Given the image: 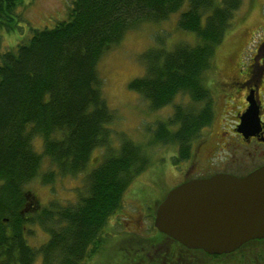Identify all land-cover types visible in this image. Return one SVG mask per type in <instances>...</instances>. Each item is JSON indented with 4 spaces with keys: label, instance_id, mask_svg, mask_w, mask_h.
Returning a JSON list of instances; mask_svg holds the SVG:
<instances>
[{
    "label": "trees",
    "instance_id": "1",
    "mask_svg": "<svg viewBox=\"0 0 264 264\" xmlns=\"http://www.w3.org/2000/svg\"><path fill=\"white\" fill-rule=\"evenodd\" d=\"M242 2L73 0L67 19L35 29L16 49L0 52V264H83L99 252L106 241L104 227L121 208L129 185L150 164L148 152L126 134L116 132L113 140L117 114L102 92L98 69L106 46L119 44L143 22L169 19L187 4L177 26L194 33L195 43L148 48L140 55L145 73L129 82L153 110L173 104L178 96L190 98L187 104L174 103L172 114L153 130L154 143L177 146L175 161L180 163L192 157L193 141L213 122L215 98L204 76ZM20 4L0 0V39L3 31L19 26ZM36 138L41 151L35 148ZM96 149H105L106 155L88 170ZM44 158L54 166L42 174L44 184L88 170L85 185L74 202L53 198L29 212L26 185L39 175ZM28 225H38L47 239L31 244ZM161 236L167 240H150L146 253L137 248L141 254L132 253L136 260L128 264L243 262L264 244V238L255 239L231 253L208 254Z\"/></svg>",
    "mask_w": 264,
    "mask_h": 264
},
{
    "label": "rangeland",
    "instance_id": "2",
    "mask_svg": "<svg viewBox=\"0 0 264 264\" xmlns=\"http://www.w3.org/2000/svg\"><path fill=\"white\" fill-rule=\"evenodd\" d=\"M72 6L73 0H21L16 10L20 15L19 26L13 31L2 32L0 52L16 49V44L27 40L35 29L52 28L57 22L67 19ZM186 8L187 4L167 20L157 23L143 22L136 29L129 30L119 44L107 45L100 59L98 69L103 79L101 89L109 106L117 114V118L111 124L114 130L113 140L116 132L126 134L130 140L148 152L150 164L129 185L121 208L111 216L104 227L103 236L106 241L99 252L86 259L83 264H128L129 261L136 260L134 256L131 257L132 253L148 249L147 244L150 240L154 243L162 240L161 232L154 226L155 216L153 217L152 213L155 206L173 187L187 179L197 177L208 165L204 152H198L199 154L195 156L193 153L192 161L176 163L178 149L176 145L153 142V130L157 123L166 120L172 114L174 103L187 104L190 102L189 97L182 100L178 96L173 104L153 110L146 98L129 88V82L133 78L145 73L144 62L140 60V55L145 50L161 44L173 47L180 41L195 43L194 33L182 31L177 26L178 17ZM263 39L264 0H243L235 14L233 25L216 48L212 68L205 73V82L213 91L215 98V115L213 122L204 127L199 138L194 141L200 139L204 141L203 145L217 147L223 127L234 124L237 106L243 103L246 92L240 91L237 94L231 84L247 73L253 62L252 56L257 53L258 44ZM259 54L264 56L263 51ZM261 91L264 93V89ZM39 138H36L34 143L35 148L41 151L42 142ZM236 148H233V152L235 150L238 153L232 158H236L243 167L245 148ZM230 153L232 154V150ZM105 155V149H96L88 170L97 166ZM218 160L219 158L211 160L213 172L220 171L223 167L218 164ZM230 165L231 162L226 163L224 167ZM233 167L238 169L237 166H230ZM52 168L54 166L50 164L48 158H44L39 175L26 185L29 212L40 209L53 198L63 203L74 202L78 188L85 185L88 170L74 176L60 177L51 185L44 184L41 176ZM28 228L32 230L31 234H28L31 244L40 245L47 239L48 235L38 225H28ZM129 242L134 248H131ZM172 245L176 246L178 243L173 242ZM137 262L135 264H140L139 260ZM37 264H40V261ZM226 264H264V244L253 248L243 262L233 258L228 259Z\"/></svg>",
    "mask_w": 264,
    "mask_h": 264
},
{
    "label": "water",
    "instance_id": "3",
    "mask_svg": "<svg viewBox=\"0 0 264 264\" xmlns=\"http://www.w3.org/2000/svg\"><path fill=\"white\" fill-rule=\"evenodd\" d=\"M239 130L257 129L259 105L247 97ZM155 225L190 249L227 254L264 238V165L245 176L217 172L173 187L156 209Z\"/></svg>",
    "mask_w": 264,
    "mask_h": 264
},
{
    "label": "flooded vegetation",
    "instance_id": "4",
    "mask_svg": "<svg viewBox=\"0 0 264 264\" xmlns=\"http://www.w3.org/2000/svg\"><path fill=\"white\" fill-rule=\"evenodd\" d=\"M262 51L264 52V39L258 44L257 53L252 56L253 62H251L247 73L239 79L234 80L231 84L233 91L237 92V94L240 91L246 92V94L243 103L237 106L234 124H228L223 127V131L220 133L217 141L219 146L211 147L209 145H203L202 143H204V141L200 139L193 141L194 156L200 152H204L208 161V165L205 169H202V173L198 174L197 177H208L217 172H227L238 176H245L264 165V93L261 91L264 89V56L262 57L261 54H259L262 53ZM251 94L259 105L261 123L257 129L242 132L238 129L241 121L239 115L243 114L247 109L249 105L247 97ZM235 96L232 97V100ZM235 147L238 149L245 148V158L244 156L242 158L243 162L245 161L243 167L236 158H232L238 153L235 150L233 152V148ZM231 150L232 154L230 153ZM214 158H219L218 164L223 166L220 171L213 172V162H211V160ZM193 159L194 157H191L188 160L192 161ZM229 162L232 164L230 166H237L238 169L234 167L230 168V166L224 167V165ZM161 237H163V239L159 241L160 243L167 240L164 236Z\"/></svg>",
    "mask_w": 264,
    "mask_h": 264
},
{
    "label": "bare ground",
    "instance_id": "5",
    "mask_svg": "<svg viewBox=\"0 0 264 264\" xmlns=\"http://www.w3.org/2000/svg\"><path fill=\"white\" fill-rule=\"evenodd\" d=\"M156 217V216H155ZM154 224H155V220H154ZM156 226V225H155ZM159 230V229H158ZM160 231V230H159ZM176 240V239H175ZM178 241V240H177ZM179 242V241H178Z\"/></svg>",
    "mask_w": 264,
    "mask_h": 264
}]
</instances>
